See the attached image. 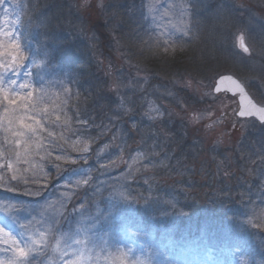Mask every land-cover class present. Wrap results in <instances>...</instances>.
<instances>
[{"label": "trees", "instance_id": "obj_1", "mask_svg": "<svg viewBox=\"0 0 264 264\" xmlns=\"http://www.w3.org/2000/svg\"><path fill=\"white\" fill-rule=\"evenodd\" d=\"M66 11L68 14L70 13L69 16L74 15L66 4L59 8L55 14L52 11V19L56 26L64 22L62 18ZM135 12V5L129 6L128 2L120 6L118 14L116 13V20L118 25L124 24L121 28L120 26L115 28L116 24L109 23L107 29L109 36L114 35L116 39L119 32L122 33L120 39H118L119 37L116 39L119 42V40H124L126 32L129 34L132 32L131 35L134 39L131 40L135 42L136 38L141 35L139 39L143 43L137 49L141 48L144 52L145 58L142 59L148 66L147 68L151 69V72L161 75H172L173 72H165V67L179 69L180 66L170 65L167 58H154L161 55L154 54L149 44L145 43L148 36L142 32L143 24L134 25L130 22L137 21ZM39 13L40 20L39 17L38 22L36 19L33 20L36 21V27H30V29L28 26L21 30L24 34L23 43L26 45L27 51L31 48V52L35 54L36 58H33L32 62L35 61L37 65H40L39 69L34 70V83H39L40 76L43 75L45 81L51 82L50 86L54 91L61 89L60 81H64L65 86L71 88L73 97L69 103L70 114L75 115L78 106L81 118L90 122L87 133H84L86 136H96L104 125L112 123L115 116H121L123 122L121 138L125 139V145L128 147L133 140L128 126L130 127L134 121L137 123V118H139L137 126L140 130L141 127L145 128L142 105L138 102L143 92L129 91L126 97L130 101L128 108H131L132 112L127 115L120 114L113 90L115 86H109L110 77L112 76L114 79L116 76H113V70L101 69L98 58L93 57L92 50H98V48H94L97 44L92 43L93 40H91L88 48L82 46V51H80L82 55L79 57L77 48L81 42L76 40L74 32L81 25L79 22H75L76 18L71 17L67 24L69 26L68 36L57 37V27L49 24L48 28L42 30V25L46 24L43 22V17L50 20L48 8L42 2ZM126 23H128L127 27H125ZM136 26L138 27L136 28ZM26 34L31 37L26 38ZM111 43L113 46L114 41ZM203 46L205 43L201 40L194 45L188 44V48L193 47L190 50L193 51L194 58L200 56L202 59L199 60L200 63L196 60L197 67L201 65L198 70L200 73L206 72L205 69H211L214 64L213 58L227 57L223 47ZM123 48H126V45ZM202 48H206L209 52L204 54L201 51ZM183 53L184 58L189 57L185 56L186 51ZM107 59L112 62L111 58ZM121 61L123 63V60ZM115 71L119 72L118 69ZM130 75L131 71L129 77ZM122 76V74H118L120 82L126 83L127 80H124ZM153 78L154 81L165 83L161 76L157 77L158 79ZM151 82H153L152 79ZM110 126L113 130L114 126ZM112 130L103 136L96 145H93V151L90 153L92 158L88 162L93 179L89 185L82 186L74 192L71 201L77 198L75 206L68 203L65 213L67 219L62 223L66 229L70 226L69 222H72V226H74L78 219V213L73 212V208H79L81 204H85L87 212L91 214H95L97 208L101 214L107 213L111 206L115 205L119 208L117 217V223L120 225L119 232H123L126 236L131 235L132 232L141 233V236H134L136 240L151 241L171 248L188 247L191 253L198 254V257L208 263L222 262L221 256L225 252V255L228 253L230 255L225 257L224 264H240L241 260L246 261L247 264H264V232L244 223V220L253 213L264 208V186L261 185V180L264 179V161L261 160V157L264 156V134L262 131L256 133L255 138L253 135L244 137L238 148L231 150H222L217 146L209 148L208 154L213 156V159L206 165L215 167L216 172L215 169H212V172L207 173L204 177L205 182L197 188L195 187L197 176L190 173L189 168L193 167L192 165L197 162L200 156L199 145L185 136L183 127L162 121V128L157 130L153 128L151 134L143 136L142 132H139L138 141L142 146L146 143L145 146L148 150L146 155L149 160L145 163L150 162L152 166L147 171H139L132 177L126 178L123 182L115 177L120 171L122 173L125 171V164H120L123 168L118 173L112 167H110L111 170H102L99 167L100 164H107L110 161L109 157L112 155L114 146H111L107 153L98 158L99 162L94 160L98 147L103 143H110L109 138L112 136ZM256 143H258L257 148ZM247 149L250 150L246 151ZM227 152H229L228 155ZM153 153L157 155H153ZM124 159L128 160V155H125ZM249 160L255 161L251 165L252 174L250 176L243 173L244 169L249 167ZM46 171L50 174L47 181L48 187L44 189L41 197L32 198L21 193H8L0 190V199L31 201L33 204L43 203L53 197L58 199L59 185L63 182L64 177L69 175V172L64 171L58 175L51 163L46 165ZM145 179L149 180L151 188L144 183ZM163 179H170L172 183H161L160 181ZM114 189H125L133 197H137L138 193H143L146 197L150 195L152 199L145 202L137 197L132 202H125L114 195ZM166 201H172L175 208L170 207ZM97 229L103 233L108 230V226L102 222L97 226Z\"/></svg>", "mask_w": 264, "mask_h": 264}, {"label": "snow or ice", "instance_id": "obj_2", "mask_svg": "<svg viewBox=\"0 0 264 264\" xmlns=\"http://www.w3.org/2000/svg\"><path fill=\"white\" fill-rule=\"evenodd\" d=\"M157 2L149 0L147 8L150 13L158 11ZM90 3L91 0H84L81 8H88ZM177 8L178 18H170L162 28L171 27L187 37L190 21L183 0L176 5L170 4L160 18L174 16L173 10ZM25 25L37 26L32 19L31 8L21 0H0V190L32 198L41 197L48 187L50 174L46 171V165L49 163L58 175L68 171L75 179L65 182L67 190L58 199L36 204L0 199V215L4 217L0 221V264H196L194 261L170 259L166 255L170 251L167 246L162 248L142 244L137 248L132 243L127 247L120 246L115 237V233L120 231L117 223L119 208L115 205L107 213L101 214L97 208L96 213L91 214L87 212L86 205L81 204L79 208H73V212L78 213L74 226L69 222V228L62 230L61 225L67 219V206L74 192L89 185L93 179L91 169L73 166L79 165L80 161L87 164L93 145L111 132L112 127L104 125L94 137L84 135L90 122L81 118L78 106L76 114H70L71 88L60 81L61 89L54 91L51 82L45 81L43 75L39 83H34L33 70L39 69L40 65L35 61L31 65L28 63L30 56L21 32ZM234 42L243 52H250L243 34H236ZM145 43L149 44L154 54H159L161 49L165 54H173L178 47H182L176 43L173 33L168 31H160L155 37L149 36ZM121 87L120 83H116L113 90L119 92ZM221 91L239 98L238 107L232 113L237 122L255 118L264 125V100L256 102L240 80L231 75H220L212 92ZM124 112L127 115L132 109L125 108ZM145 115L154 121L164 113L150 103ZM212 115L211 112L194 111L191 121L199 123ZM114 119L118 120L119 116ZM216 122L208 123L205 127L211 129ZM131 127L135 129L137 125L133 123ZM112 139H116V134ZM111 146L104 143L98 147L96 155L99 156ZM119 152L117 159L100 164V169L125 164L127 172L122 175L130 178L141 170V164L145 171L152 166L150 162L145 163L149 158L143 151H137L130 160L124 159L122 147ZM261 160L264 161V156ZM144 183L151 188L148 179ZM261 185L264 186V179ZM113 193L125 202H132L137 197L145 202L152 199L143 193L133 197L125 189H114ZM166 203L175 208L172 201ZM102 222L107 224L108 230L100 233L97 226ZM246 222L264 232V208L253 213ZM131 235L141 236V233L132 232ZM177 252L179 255L185 254L178 249ZM240 264L247 262L241 260Z\"/></svg>", "mask_w": 264, "mask_h": 264}, {"label": "rangeland", "instance_id": "obj_3", "mask_svg": "<svg viewBox=\"0 0 264 264\" xmlns=\"http://www.w3.org/2000/svg\"><path fill=\"white\" fill-rule=\"evenodd\" d=\"M21 2L27 4L31 8L32 19H36L37 22L38 17L40 20L39 12L41 2L46 5L49 11L50 20L43 17V22L46 24L42 25V30L46 27L48 28L49 24L53 27H57V37L61 35L63 37L68 36L69 26L67 24L69 20H71V17L76 18L75 22H79L81 25V27L77 28L74 32L76 40L81 42L79 48H77V54H79L80 57L82 55V52H80L82 51L81 47L85 46L88 48L91 44V40H93L92 43L95 42V44H97L94 48H98V50H92L93 57L98 58L101 69L113 70L114 74H112L113 76H116L114 79L112 76L110 77L109 86L113 85L114 87L116 83L122 85L119 92L114 91L120 114L125 113L124 109L128 108L130 103L129 99L126 97V94L129 91L143 92L141 98L138 99V102L142 105V116L144 117L143 124L145 125V128L142 129L143 127H141L140 130L137 126L133 129L131 125L135 123V121L132 122L128 128L130 129L129 132L133 135V140L132 143L126 147V141L121 138L122 136L120 133L123 129L121 116L118 115V120L113 118L112 123H109V126L114 125L112 136H110L109 140L110 144L115 148L112 150V155H110L109 160L118 158L120 147L123 148L124 156L128 155V160H130L131 156L137 151H143L146 153L148 151L147 146H145L146 143L144 144V147L138 141L140 138L139 132H142L141 135L143 136L151 134L153 128L155 130L162 128V121L169 122L170 125L177 124L183 127V130L185 131L184 134L190 141L199 145L200 156L197 162L192 165L193 167L189 168L190 173L197 176L195 187L198 188L205 182V175L210 171L212 172V169H215V167L206 165L212 162L211 160L213 159V156L211 157L208 154L209 148L217 146L222 150H231L238 148L244 137H251L253 135V138H255V134L261 131L264 134V125L257 122L254 118H247L245 120H240L239 122L236 121V118L232 113L233 110L238 107L237 97L226 95L224 93L214 94V92H212L215 80L220 77V75H231L233 78L240 80L244 84L247 93L256 102L264 100V0H183V3L187 6V18L190 21V33L187 37H184L181 33L175 32L171 27H168L167 29L162 28V25L167 24L170 18H178V8L173 10L175 13L174 16L164 17L163 19L160 18V14L168 9L170 4L176 5L180 3L181 0H158L156 4L158 11L155 13H150L148 11L147 5L149 4V0H91L88 8H81L83 0H41V2L40 0H21ZM126 2L129 3V6L135 5L137 21L130 22L134 25L139 23L143 24L142 32L144 35L155 37L160 31H168L173 33V38L176 43L182 46L178 47L173 54H165L161 49L159 52V55L161 56L154 57L167 58L166 60L170 65L175 67L180 66L179 69L168 68L169 70L165 67V72H173L171 73L172 75H161L151 72V69L149 70V68H147L148 66L142 59L145 58L143 54L144 52L141 48L137 49L143 43L140 42L141 39H139L141 35L136 38L137 41L135 42L131 40L134 39L131 35L132 32L130 34L126 32L124 34V40H119V42L116 39L118 37V39H120V34L122 33L119 32L116 39L114 35L109 36L110 34H108L107 31L109 23L113 25L116 24L115 28L118 26L121 28V26H123L124 23L118 25L116 16L119 12L120 6ZM64 3L69 6L74 15L71 13L72 15L69 16L70 13L68 14V11H66L62 18V20L64 19V22L61 24L59 23V26H56L52 19V11H54V14L55 12L57 13V10L65 5ZM33 5L34 7H32ZM47 22L49 23L47 24ZM127 24L128 23H126L125 27H127ZM138 26H136V28ZM24 27H28V25H25ZM127 34L129 35L127 36ZM236 34H243L246 37V43L250 47L248 55L241 52V50L235 46L234 36ZM28 37L31 36L26 34V38ZM200 40L205 43V46H210V48L212 46H217L218 48L223 47L224 52L227 54L226 58L219 56V58H213L214 64L211 69H205L206 72L201 73L198 72L201 65L197 67L196 60L199 61L202 59H200V56L199 58H194L193 51L191 52L190 50L193 47L188 48V44L191 43V45H194L195 43L200 42ZM112 41H114L113 46L111 43ZM125 45L126 48H123ZM30 49L28 51L30 56L28 63L31 65L32 59L36 57L34 52H31ZM185 51V56H189L187 58L183 57V52ZM201 51L204 54L209 52L206 48H202ZM150 52L152 54L151 50ZM107 58H111L112 62H109ZM188 59H190V61H188ZM121 60H123V63ZM115 69H118L119 72L115 71ZM130 71L131 75L129 77ZM117 73L123 75V79L127 80L126 83L120 82ZM160 76L162 77L161 79L165 81L164 84L154 81L153 77L158 79ZM151 79L153 82L150 83ZM205 93H211V95L206 96L204 95ZM121 100H123V105H121ZM150 103L163 112L164 115L154 121L149 120L145 113L149 111ZM194 111H203L205 114L206 112H211L213 115L199 123H193L191 117ZM152 114L154 113H149V115ZM213 121L217 122L213 124L211 129L205 127L206 124L212 123ZM138 123L139 118H137V123L135 124L137 125ZM113 134H116L115 140L112 139ZM257 146L258 143H256V148ZM249 150L250 149H247L246 151ZM254 150L256 149L254 148ZM107 152L108 149L99 156L96 155L94 160L99 162L98 158ZM228 154L229 152H227V155ZM90 158H92V156L89 154V159ZM254 162L255 161L253 160H249V167H247L246 170L244 169V174L249 176L252 174L251 165ZM79 166L90 169L88 163L84 164L83 161H80V164L75 167ZM122 168L123 166L119 165V167H115L114 169H116V173H118ZM124 168V172H126V165ZM140 168V171H145L143 166H140ZM107 169L111 170L110 167ZM123 173L120 171L115 178L122 180V182L125 181L126 178L122 175ZM74 179L75 177H72L70 174L64 177L63 182L59 185L57 198H60V194L67 190L64 187L65 182ZM160 182L164 184L172 183L170 179H163ZM76 199L70 201L69 204L75 206ZM51 200H54V197L51 198ZM3 219L4 217L0 215V221H3ZM246 221L247 219L244 220V223L248 224ZM61 227L62 230H67L65 225H61ZM115 236L118 237L116 239L119 240L120 246L123 247H127L129 243L134 244L137 248L142 244L155 245L162 248L165 247L163 244L151 241L144 242L136 240L134 236H126L123 232H117L115 233ZM168 248L170 251L167 252L166 255H169L170 259L194 261L196 264H201V262H204V264H224L225 257L230 255L228 252L227 255L223 252V255L221 256L222 262L208 263L204 259L198 257V254L191 253L188 247ZM177 249L185 254L179 255Z\"/></svg>", "mask_w": 264, "mask_h": 264}, {"label": "water", "instance_id": "obj_4", "mask_svg": "<svg viewBox=\"0 0 264 264\" xmlns=\"http://www.w3.org/2000/svg\"><path fill=\"white\" fill-rule=\"evenodd\" d=\"M241 52H243L242 50H241ZM244 54H246V55H248V53H245V52H243ZM219 79V77L215 80V83H216V81ZM215 86V85H214ZM219 93H224V94H226V95H230V96H233V94L232 93H226V92H224V91H221V92H219ZM219 93H215L214 92V94H219ZM237 102H239V98L237 97ZM255 119V118H254ZM256 120V119H255ZM257 121V120H256ZM257 122H259V121H257ZM260 123V122H259Z\"/></svg>", "mask_w": 264, "mask_h": 264}, {"label": "clouds", "instance_id": "obj_5", "mask_svg": "<svg viewBox=\"0 0 264 264\" xmlns=\"http://www.w3.org/2000/svg\"><path fill=\"white\" fill-rule=\"evenodd\" d=\"M83 2H84V0H83Z\"/></svg>", "mask_w": 264, "mask_h": 264}]
</instances>
